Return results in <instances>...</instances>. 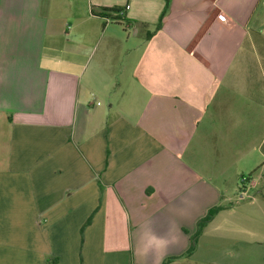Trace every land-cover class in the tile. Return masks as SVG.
<instances>
[{
  "label": "crops",
  "instance_id": "crops-1",
  "mask_svg": "<svg viewBox=\"0 0 264 264\" xmlns=\"http://www.w3.org/2000/svg\"><path fill=\"white\" fill-rule=\"evenodd\" d=\"M168 260L264 264V0H0V264Z\"/></svg>",
  "mask_w": 264,
  "mask_h": 264
},
{
  "label": "trees",
  "instance_id": "trees-1",
  "mask_svg": "<svg viewBox=\"0 0 264 264\" xmlns=\"http://www.w3.org/2000/svg\"><path fill=\"white\" fill-rule=\"evenodd\" d=\"M170 1L167 2V6L164 9L160 20H159V24L157 26V29H160L162 22L164 20L165 15L167 14L168 11V7H169ZM122 12V9H120L119 7H114V8H103L101 12H97L96 10H93L92 13L94 15L100 16L102 18H104L106 21H116V20H124L125 17L120 15V13ZM219 211V208H214L212 210L209 211L208 215L202 219L199 224H198V230L196 233V237H195V241L196 238L201 234V232L203 231L204 227L212 221V219L214 218V216L216 215V213ZM195 250V245H193L190 250L187 253V256H189L190 254H192ZM170 260H168L167 262H165V264H167Z\"/></svg>",
  "mask_w": 264,
  "mask_h": 264
},
{
  "label": "built area",
  "instance_id": "built-area-1",
  "mask_svg": "<svg viewBox=\"0 0 264 264\" xmlns=\"http://www.w3.org/2000/svg\"><path fill=\"white\" fill-rule=\"evenodd\" d=\"M129 9H130V5H126L125 6V9L122 10V12L120 13V15L124 16L125 11H127ZM250 183H251V181H250V178L249 177L243 176L241 178V185L243 186V190H241V193H240V199L241 200H243L244 198L247 197V194H248L247 186Z\"/></svg>",
  "mask_w": 264,
  "mask_h": 264
},
{
  "label": "rangeland",
  "instance_id": "rangeland-1",
  "mask_svg": "<svg viewBox=\"0 0 264 264\" xmlns=\"http://www.w3.org/2000/svg\"><path fill=\"white\" fill-rule=\"evenodd\" d=\"M131 1V0H130Z\"/></svg>",
  "mask_w": 264,
  "mask_h": 264
}]
</instances>
